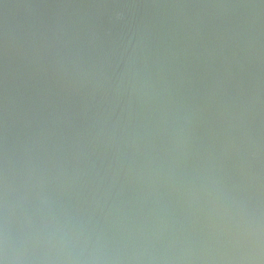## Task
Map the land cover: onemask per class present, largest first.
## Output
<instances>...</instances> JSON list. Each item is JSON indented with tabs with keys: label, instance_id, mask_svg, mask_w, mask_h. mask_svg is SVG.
<instances>
[{
	"label": "water",
	"instance_id": "1",
	"mask_svg": "<svg viewBox=\"0 0 264 264\" xmlns=\"http://www.w3.org/2000/svg\"><path fill=\"white\" fill-rule=\"evenodd\" d=\"M2 264H264V0H0Z\"/></svg>",
	"mask_w": 264,
	"mask_h": 264
},
{
	"label": "snow or ice",
	"instance_id": "2",
	"mask_svg": "<svg viewBox=\"0 0 264 264\" xmlns=\"http://www.w3.org/2000/svg\"><path fill=\"white\" fill-rule=\"evenodd\" d=\"M0 264H2V261H0Z\"/></svg>",
	"mask_w": 264,
	"mask_h": 264
}]
</instances>
